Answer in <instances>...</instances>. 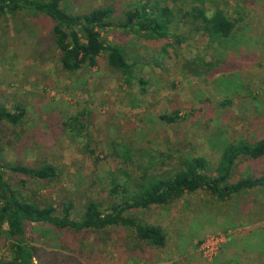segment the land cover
<instances>
[{
  "label": "rangeland",
  "instance_id": "rangeland-1",
  "mask_svg": "<svg viewBox=\"0 0 264 264\" xmlns=\"http://www.w3.org/2000/svg\"><path fill=\"white\" fill-rule=\"evenodd\" d=\"M143 1L148 0H65L73 12L108 4L118 13ZM149 1L177 8L194 2ZM216 4L236 21L235 37L228 41L210 42L181 26L179 36L187 41L180 49L168 48L160 54L157 41L133 32L105 34L132 61H139L136 71L149 82L143 95L136 85L126 87L119 74L104 64L75 72L63 70L46 18L1 14L0 104L10 110L20 104L26 114L16 126L0 124V161L50 162L57 169L55 178L49 180L8 170L4 179L22 195L53 204L58 210L62 203L72 202L73 216L78 218L87 200L102 206L113 200L110 187L112 180L122 181L119 170L134 176L138 166L147 168L154 163L150 170L158 172L176 166L174 157L194 154L204 155L213 164L218 152L211 144L216 146L217 137L249 138L254 129L258 133L259 123L264 124V0L205 2L211 9ZM159 57L156 65L153 59ZM195 57L201 59L200 64L211 60V67L193 74L187 66ZM173 110L180 111L176 123L160 119ZM74 116L82 127L77 122L64 125ZM112 143L130 149L129 161L114 154ZM263 169L264 160H239L234 178ZM134 214L163 227L164 246L146 245L121 227L95 233L45 225L28 229L38 248L35 261L264 264V187L224 203L198 191L170 205ZM10 242L5 234L0 237V260L9 257Z\"/></svg>",
  "mask_w": 264,
  "mask_h": 264
},
{
  "label": "trees",
  "instance_id": "trees-1",
  "mask_svg": "<svg viewBox=\"0 0 264 264\" xmlns=\"http://www.w3.org/2000/svg\"><path fill=\"white\" fill-rule=\"evenodd\" d=\"M206 1L194 0L177 8L148 0L118 13L108 4L73 12L68 10L65 0H0V16L23 13L46 18L58 51V64L63 70L75 72L83 67L104 64L119 74L126 87L136 85L143 95L149 82L136 71L139 61H132L124 48L110 41L105 34L109 31L133 32L157 41L160 54L166 53L168 48L180 49L181 44L187 41L186 37L179 36L181 26L187 27V33L205 36L210 42L234 38L236 21L220 5L216 4L212 9L206 7ZM159 61L160 57L153 59L156 65L160 64ZM200 62L197 57L190 59L189 71L199 75L203 68L212 65L211 60ZM179 113V110H173L159 117L166 123H176ZM25 114L26 110L20 104H15L11 110L0 104V124L16 126ZM72 122L82 127L76 116L63 123L72 126ZM259 127L260 131L256 133L254 129L255 136L249 138L217 137L216 146L211 144L214 149L217 147L218 152L213 164L204 155L194 154L174 157L176 166L158 172L150 170L154 163H149L147 168L138 166L139 172L134 176L126 170H119L122 181L112 180L110 187L113 200L106 206L93 199L87 200L78 218L73 216L72 202L62 203L58 210L53 204L22 195L4 179L5 170L33 179H53L57 169L52 163L11 164L0 161V237L5 234L11 239L9 257L2 258L0 264H38L35 261L38 248L30 240L28 229L45 225L57 230L95 233L121 227L131 231L135 239L146 245L164 246L166 232L163 227L143 220L134 211L170 205L198 191H204L215 201L224 203L242 192L264 187V169L257 174L234 178L239 160H264V124L259 123ZM113 146L117 157L129 161L130 149L125 144L112 143Z\"/></svg>",
  "mask_w": 264,
  "mask_h": 264
}]
</instances>
